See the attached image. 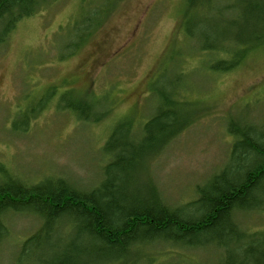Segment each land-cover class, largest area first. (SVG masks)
<instances>
[{"label":"rangeland","instance_id":"1","mask_svg":"<svg viewBox=\"0 0 264 264\" xmlns=\"http://www.w3.org/2000/svg\"><path fill=\"white\" fill-rule=\"evenodd\" d=\"M187 9V0H61L21 22L0 49V162L28 181L59 175L92 189L117 124L133 118L139 132L156 112L158 91L183 73L187 88L180 92L196 120L149 171L172 203L187 200L227 163L229 119L264 116V51L244 68L212 72L201 45L187 36ZM87 13L89 23L78 26ZM66 93L96 105L99 114L110 110L108 117L95 125L78 121L58 108ZM242 219L264 230L263 212ZM9 223L0 264H18L21 241L39 221L14 216ZM167 248H154L157 264H189L199 256L179 249L186 257L176 261Z\"/></svg>","mask_w":264,"mask_h":264},{"label":"trees","instance_id":"2","mask_svg":"<svg viewBox=\"0 0 264 264\" xmlns=\"http://www.w3.org/2000/svg\"><path fill=\"white\" fill-rule=\"evenodd\" d=\"M60 1L0 0V49L21 22ZM187 2V36L201 45L212 72H233L251 51L264 47V0ZM110 12L109 7L107 16ZM87 15L78 26L89 23L91 13ZM182 74L158 91L156 112L139 128V141L133 118L117 124L103 147L111 160L92 189L59 175L28 181L0 162V248L10 237L9 219L21 216L39 224L21 241L18 264H138L140 254L145 264H152L155 249L143 250L142 243L177 237L183 244L170 246L177 250L202 249L205 246L196 242L203 239L234 245L239 254H223L220 264H264V230L242 219L264 213V198H258L264 195V122L248 129L237 117L229 119V159L220 172L196 187L198 197L188 204L191 211L163 206V194L152 180L143 188L134 185L131 173L136 175L141 165L150 170L151 162L196 120L191 102H183L180 91L187 85ZM68 97L69 93L63 95L58 108L89 123L96 105ZM185 213L192 215L185 219Z\"/></svg>","mask_w":264,"mask_h":264},{"label":"bare ground","instance_id":"3","mask_svg":"<svg viewBox=\"0 0 264 264\" xmlns=\"http://www.w3.org/2000/svg\"><path fill=\"white\" fill-rule=\"evenodd\" d=\"M231 14H232V10L227 9L226 10V16L231 17ZM18 27H17V29H18ZM262 51H264V47L261 48V49L257 48L255 50L251 51L248 54V56L245 59H243L241 63H239L240 65L237 67V69L244 68L245 65L249 62L248 59L250 57H252L255 54H257L258 52H262ZM225 74H228V73H224L222 75H225ZM184 98H186V96ZM109 112H110V110L99 114L98 110L95 108V110L92 111V113H91L92 117L90 118V121H88L89 124L90 125H95V124L101 123L102 121H104L106 119V117H108ZM260 116L262 117L261 121H259V117ZM252 119L253 120H251V117L249 115L241 117L239 119L241 121V123H240V125H242L241 127L250 129L249 126H252L251 124H256V126H261L263 124V122H264V116L261 115V114L252 115ZM133 131H135V129H133ZM135 132H137V131H135ZM140 134H141V131L139 130V132H137V135L135 136V140H137V141L140 140V136H142V134L141 135ZM232 141H233V139H232ZM114 150H115V148H114ZM114 150L112 151L113 153H115ZM110 160H111V157L109 158L108 162H110ZM102 170H103V168H102ZM148 170H149L148 168L146 169L145 166L141 165L139 167V170H138L136 175L134 173H131L132 177L136 178V182L134 184L135 186L143 188V187H145V184L152 183L151 182V180H152L159 187V189L161 190V192L163 194L162 199H160L161 200V204L163 206H168L170 208H177V207L180 208L182 206L183 207L182 210L186 211V212L193 210V206H190L188 204H190L195 198L198 197V192H196V190H194V192H192V195L189 196V198L187 200H184L183 202H181L179 204L178 203H172L170 201V199L165 195L164 190L161 188V186L156 182V180H155L156 177L153 176L151 174V172L148 171ZM258 198L261 201L264 198V195H263V197H261V198L258 197ZM261 204L264 205V202L261 201L260 205ZM184 215H185L184 218L186 219V218H189V216L192 215V214H190V213L186 214L185 213ZM181 236H183V235L181 234ZM177 238H179V239H176V238L175 239H169V238L149 239V240H146L145 243H142V248H143V250H150V249L156 248L157 246L158 247L167 246L168 247L167 250L169 252L177 254V255H172V257H171V259L177 261L178 258L182 259V258L186 257V256H182V255L178 254L179 253L178 252L179 249L177 250L176 248L170 247V246H177V245H182L183 244V242H182L183 240H181L180 237H177ZM210 241L211 240H204L203 239V240H200V241L198 240L196 242V243L200 244V245H196V246H203L204 245L205 247L203 246L204 248L196 250V251H198V254H199L198 259H196L194 261L195 263L193 262V260H190L189 264H220V261H221V259L223 257V254L224 255L225 254H229V256H231V257H234V256L239 254V251L237 250V248L234 245H232V244L228 245V247H227V244L220 243V242L219 243L218 242H210ZM4 244H5V242H4ZM217 256H220V258L214 260V258H216ZM157 260H158V258L154 257V261H153L152 264H157ZM145 263H146V260H145L144 256L142 254H140L138 256V264H145Z\"/></svg>","mask_w":264,"mask_h":264}]
</instances>
